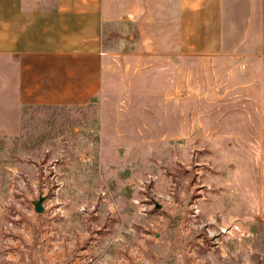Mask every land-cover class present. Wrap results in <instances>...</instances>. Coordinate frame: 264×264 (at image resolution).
<instances>
[{"label": "rangeland", "instance_id": "1", "mask_svg": "<svg viewBox=\"0 0 264 264\" xmlns=\"http://www.w3.org/2000/svg\"><path fill=\"white\" fill-rule=\"evenodd\" d=\"M127 34L101 99L0 103V264H264V75Z\"/></svg>", "mask_w": 264, "mask_h": 264}, {"label": "crops", "instance_id": "2", "mask_svg": "<svg viewBox=\"0 0 264 264\" xmlns=\"http://www.w3.org/2000/svg\"><path fill=\"white\" fill-rule=\"evenodd\" d=\"M115 24L132 56L251 59L264 75V0H0V103L18 111L101 99L110 75L103 36Z\"/></svg>", "mask_w": 264, "mask_h": 264}, {"label": "water", "instance_id": "3", "mask_svg": "<svg viewBox=\"0 0 264 264\" xmlns=\"http://www.w3.org/2000/svg\"><path fill=\"white\" fill-rule=\"evenodd\" d=\"M43 199L40 197L36 202H34V210L37 213H41L42 212V207H41V203H42Z\"/></svg>", "mask_w": 264, "mask_h": 264}]
</instances>
